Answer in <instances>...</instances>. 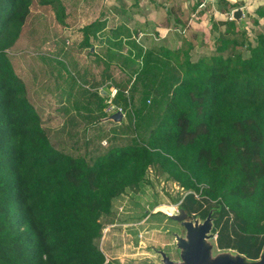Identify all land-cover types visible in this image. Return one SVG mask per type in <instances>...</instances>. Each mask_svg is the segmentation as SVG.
Masks as SVG:
<instances>
[{
	"label": "trees",
	"instance_id": "1",
	"mask_svg": "<svg viewBox=\"0 0 264 264\" xmlns=\"http://www.w3.org/2000/svg\"><path fill=\"white\" fill-rule=\"evenodd\" d=\"M35 2L0 0V264H118L96 245L101 218L113 214L115 199L146 183L147 170L156 166L183 190L200 192L199 198L188 193L181 209L194 196L198 200L187 203L193 211L202 203L205 217L219 208L214 218L226 211L248 241H264V6L255 10L263 29L252 42L229 20L214 52L195 61L190 48L143 51L132 42L127 55L117 57L124 65L139 60L141 80L137 72L130 85L103 88L115 87L112 102L123 106V117L132 108L141 115L150 99L156 124L142 142L81 153L51 139L49 117L9 56ZM39 4L63 22L62 0ZM118 21L103 8L82 30V48L107 66L105 73L110 65L126 70L101 59L89 33L102 34L108 51L129 46L122 42L130 32Z\"/></svg>",
	"mask_w": 264,
	"mask_h": 264
},
{
	"label": "rangeland",
	"instance_id": "2",
	"mask_svg": "<svg viewBox=\"0 0 264 264\" xmlns=\"http://www.w3.org/2000/svg\"><path fill=\"white\" fill-rule=\"evenodd\" d=\"M107 1L62 0L64 16L63 22H59L54 10L43 8L39 0H36L22 37L9 51L14 68L23 77L30 95L41 106L45 118L49 117L48 122L51 123L47 128L51 139L65 150L104 152L112 145L129 141L142 142L147 137L149 128L156 124L157 115L151 109L153 105L150 99V102H145L149 109L137 115L132 108L125 113L121 123L113 122L111 115L106 114L108 99L105 96L111 89L103 87L109 84L119 87L130 85L137 72L140 80L145 72L139 60L135 63L129 60L130 64L124 65L123 59L117 57L126 56L133 46L132 42L143 51L160 46L169 50H175L176 47L190 48L191 60L195 61L214 52L215 40L224 32L225 22L231 20L232 11L242 8V4L237 1L227 3L222 15L195 13L190 6L191 0H187V5L175 23L178 31L172 30L173 35L157 40L158 33L153 30L150 37L139 40L135 35L133 39V34L125 26L131 39H124L122 43L130 42V47L115 46L110 51L106 50L108 43L103 40L102 34L98 35V31L89 33L90 43L98 56L109 64L110 61L115 65L121 64L126 70L122 73L110 65L108 73H105L107 66L99 59H90L88 49L82 48L85 39L82 30L96 20L105 6L110 7ZM254 10L256 8L245 13L244 27L240 29L238 26L237 29L243 32V38L248 42H252L263 29L262 22L256 21ZM114 13V19L118 18L126 25L124 14L120 10H115ZM109 22L111 26L112 22ZM108 28L105 27V30ZM111 28H117L116 22ZM110 46L114 45L110 43ZM161 71L166 73L164 68ZM164 93L162 85L161 99L164 98ZM127 95L125 91V96ZM114 106V113L123 107L119 103ZM145 182L114 200L113 214L101 218L102 232L96 245L107 260H114L118 264H160L157 251L165 253L174 263L180 262L173 234L182 236L184 229L181 223L171 220V216L179 213L181 207H178V201L186 194L192 193L199 198L200 192L183 190L157 166L147 170ZM195 197L187 198L186 206L183 205L187 214H191L187 203L193 202L192 198L197 201ZM201 204V209L194 208L195 216L191 218L188 214L189 220L201 223L210 212L220 211L214 207L203 217L205 211ZM212 218L215 225L212 229L215 236L209 240L212 257L225 254L240 259L243 264H253L263 256L264 241H248L236 228L242 227L240 222L238 226L233 223L231 215L226 211L219 217ZM216 236H219L218 240Z\"/></svg>",
	"mask_w": 264,
	"mask_h": 264
},
{
	"label": "crops",
	"instance_id": "3",
	"mask_svg": "<svg viewBox=\"0 0 264 264\" xmlns=\"http://www.w3.org/2000/svg\"><path fill=\"white\" fill-rule=\"evenodd\" d=\"M185 1L187 0H108L107 3L110 7L105 6V8L107 13L112 16H115V10H120L124 14L125 26L131 31L133 38H135V35L139 40L150 37L153 35L152 31L154 30L158 33L157 40H163L166 35H173L172 30L178 31L175 29V23L177 17L179 18V15L183 12L184 6L187 5ZM237 1L242 4L243 16L254 8L264 6V2H260L261 0H221L215 3H207L205 7H199L200 2L198 0H191L190 6L195 10V13L204 12L205 14L222 15L221 13H224V6L227 3L232 4ZM117 20L120 19L117 18ZM174 49H177V47ZM184 198L182 199L184 200ZM182 199L178 201V207L181 206ZM189 211L194 212L192 208ZM148 258L152 259L151 256H148Z\"/></svg>",
	"mask_w": 264,
	"mask_h": 264
},
{
	"label": "water",
	"instance_id": "4",
	"mask_svg": "<svg viewBox=\"0 0 264 264\" xmlns=\"http://www.w3.org/2000/svg\"><path fill=\"white\" fill-rule=\"evenodd\" d=\"M243 9L239 8L232 12L231 20L235 21L239 28L244 27ZM123 118L121 112L117 111L110 116V119L115 123H120ZM212 212L209 213L203 222L198 220H189L188 214L180 209L177 215L171 216V220L181 223L184 229V235L180 236L173 234L175 239V248L179 251L180 262L170 261L166 254L162 251H157L160 256L161 264H243L240 259L232 258L225 254L211 256L212 247L209 244L210 237H214L212 229L214 219ZM212 218V219H211ZM213 222V223H212ZM253 264H264V254L260 256L258 261Z\"/></svg>",
	"mask_w": 264,
	"mask_h": 264
},
{
	"label": "built area",
	"instance_id": "5",
	"mask_svg": "<svg viewBox=\"0 0 264 264\" xmlns=\"http://www.w3.org/2000/svg\"><path fill=\"white\" fill-rule=\"evenodd\" d=\"M221 0H198V2H200L199 7H205V5L207 3H215V2H219ZM111 90H109L108 94H106V99H108V105L106 108V114L111 115L114 113L115 111V106L112 102V99L114 98L115 94H116V89L115 88H110ZM119 112H121V110H119Z\"/></svg>",
	"mask_w": 264,
	"mask_h": 264
}]
</instances>
